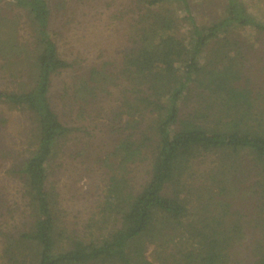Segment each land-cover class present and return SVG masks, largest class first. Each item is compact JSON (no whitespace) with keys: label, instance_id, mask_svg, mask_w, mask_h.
Wrapping results in <instances>:
<instances>
[{"label":"trees","instance_id":"1","mask_svg":"<svg viewBox=\"0 0 264 264\" xmlns=\"http://www.w3.org/2000/svg\"><path fill=\"white\" fill-rule=\"evenodd\" d=\"M223 3L216 22L201 23L190 0H134L122 9L129 24L120 63L93 65L66 87L81 111L111 101L104 112L119 134L102 159L98 218L78 230L62 221L48 185V166L80 130L60 118L49 94L53 76L73 63L59 55L51 0H0V58L14 65L16 85L0 90V102L29 116L33 136L10 170L28 218L3 235L6 264H233L243 244L246 264H264V124L241 84L237 37L247 27L263 31L264 20L244 0ZM21 17L31 39L19 34ZM243 157L257 173L246 193L235 174ZM206 158L207 184L199 185L193 167ZM140 164L142 182L131 175ZM230 194L250 197L245 210L232 208Z\"/></svg>","mask_w":264,"mask_h":264},{"label":"rangeland","instance_id":"2","mask_svg":"<svg viewBox=\"0 0 264 264\" xmlns=\"http://www.w3.org/2000/svg\"><path fill=\"white\" fill-rule=\"evenodd\" d=\"M250 12L264 20V0H244ZM134 0H51L54 12L52 28L56 31L55 40L59 55L72 62L73 67L52 78L49 89L51 101L60 118L80 130L74 131L64 141L59 153L48 166V185L54 187L62 221L69 228L78 230L88 222L98 218L101 206V194L105 184V168L102 159L110 151L114 139L119 134L109 131L104 110L111 107V101L91 104L90 110L79 107L78 98L72 96L66 87L78 79L79 74L88 71L93 65L103 62L111 67L121 61L122 51L126 46L128 15L122 12L124 7L131 8ZM197 22H216L224 7L223 0H190ZM26 18H19V34L24 39H31L25 24ZM25 24V25H24ZM187 22L184 26H187ZM26 29V30H25ZM244 54L243 77L241 84L252 89L253 110L251 116H257L264 124V30L247 27L237 32ZM9 63V64H8ZM0 58V90L14 91V65ZM15 74V73H14ZM79 114V115H78ZM264 127V125H263ZM87 132V133H86ZM89 132V133H88ZM31 120L18 107L0 102V264L9 263L3 257V248L7 241L5 233H15L28 218L24 198L21 196L22 183L18 174L10 170L28 156L33 136ZM79 150L82 152L79 153ZM212 158V157H211ZM195 162L193 169L203 174L196 179V184H207L206 172L210 169V159ZM241 170H237V180L241 191L252 184L257 177L253 162L243 157ZM251 168V169H249ZM200 170V171H199ZM134 180L142 182L145 178L144 165L131 168ZM227 196V195H226ZM232 208L245 210L249 198L244 194L228 195ZM252 200V197H251ZM251 231V230H249ZM3 232V234H2ZM7 233V234H8ZM251 234V232H250ZM249 249L243 245L234 248L233 264H246ZM147 255L151 247L147 248Z\"/></svg>","mask_w":264,"mask_h":264}]
</instances>
